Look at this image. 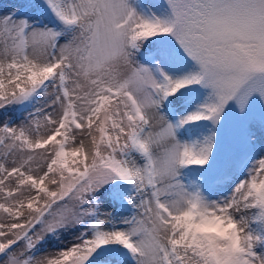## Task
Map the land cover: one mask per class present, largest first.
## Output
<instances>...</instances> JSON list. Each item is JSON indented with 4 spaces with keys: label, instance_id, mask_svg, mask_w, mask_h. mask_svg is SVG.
<instances>
[{
    "label": "snow or ice",
    "instance_id": "obj_1",
    "mask_svg": "<svg viewBox=\"0 0 264 264\" xmlns=\"http://www.w3.org/2000/svg\"><path fill=\"white\" fill-rule=\"evenodd\" d=\"M0 264H264V0L0 6Z\"/></svg>",
    "mask_w": 264,
    "mask_h": 264
},
{
    "label": "rangeland",
    "instance_id": "obj_2",
    "mask_svg": "<svg viewBox=\"0 0 264 264\" xmlns=\"http://www.w3.org/2000/svg\"><path fill=\"white\" fill-rule=\"evenodd\" d=\"M25 2V0H0V6H2L4 9H7L12 6L13 3H22ZM11 119L15 124H18L20 122V116L18 112H9L7 116H5L2 112H0V124L4 120Z\"/></svg>",
    "mask_w": 264,
    "mask_h": 264
}]
</instances>
